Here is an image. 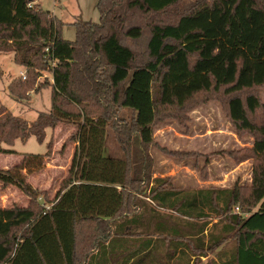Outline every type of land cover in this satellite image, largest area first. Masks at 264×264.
<instances>
[{"label":"trees","instance_id":"1","mask_svg":"<svg viewBox=\"0 0 264 264\" xmlns=\"http://www.w3.org/2000/svg\"><path fill=\"white\" fill-rule=\"evenodd\" d=\"M35 2L0 0V53L25 70L9 94L27 102L50 88V109L28 122L0 102V154L44 143L59 124L75 127L76 149L48 204L26 181L47 151L0 170L30 200L0 207V264H196L214 251L203 264H264V104L253 94L264 86V0H97V22L68 24L73 40ZM42 71L51 80L37 86ZM210 101L252 139L230 155L251 161L249 186L173 189L152 177V149L200 156L159 146L154 128L187 131L188 113ZM109 135L118 157L104 154Z\"/></svg>","mask_w":264,"mask_h":264},{"label":"rangeland","instance_id":"2","mask_svg":"<svg viewBox=\"0 0 264 264\" xmlns=\"http://www.w3.org/2000/svg\"><path fill=\"white\" fill-rule=\"evenodd\" d=\"M96 2L97 0H37L35 3L51 16L54 15L65 22L61 28V36L73 40L74 30L68 24L77 16L97 22ZM21 73H25V70L14 63L12 53H0V102L12 115L33 122L39 112H47L50 109L51 90L44 88L39 92H32L27 102L16 101L9 94L7 87L13 79L20 77ZM50 80V73L42 71L36 78V85H44ZM253 94H256L264 104V86L255 88ZM188 115L190 122L187 131L176 123L167 121L154 128L153 138L161 147L196 153L200 156L174 160L157 149H152L150 151L154 160L152 177L168 179L173 189L230 188L236 182L241 186H249L251 161L236 163L230 155L251 147V137L236 136L218 102L210 101L200 105L192 109ZM74 131L73 125L59 124L54 129L46 131L42 144L37 143L33 137L25 143L14 141L6 148H11L16 154H0V170L14 167L24 154H44L47 151V157L42 160L41 167L33 168L27 173L26 181L32 188L44 193V201L48 204L68 176L76 149V143L70 140ZM182 132L185 134L190 132L189 137L182 136ZM105 146L107 149H104L105 155L108 153L116 157L121 155L110 135ZM202 169L206 174L205 179L201 178ZM145 193L146 191L141 195ZM29 202L30 200L16 187L0 183V207H27ZM214 252L208 253L196 264L206 263L208 259L214 257Z\"/></svg>","mask_w":264,"mask_h":264},{"label":"crops","instance_id":"3","mask_svg":"<svg viewBox=\"0 0 264 264\" xmlns=\"http://www.w3.org/2000/svg\"><path fill=\"white\" fill-rule=\"evenodd\" d=\"M36 1H37V0H36ZM53 16H54V15H53ZM55 17H56V16H55ZM56 18H57V17H56ZM58 19H59V18H58ZM61 21H62V20H61ZM62 22H63V21H62ZM64 23H65V22H64ZM181 135L184 136V137H189L190 132H188V133H186V134H185L184 132H182ZM250 170H251V169H250Z\"/></svg>","mask_w":264,"mask_h":264},{"label":"built area","instance_id":"4","mask_svg":"<svg viewBox=\"0 0 264 264\" xmlns=\"http://www.w3.org/2000/svg\"><path fill=\"white\" fill-rule=\"evenodd\" d=\"M20 76L22 77V79H24V78H25V75H24V73H21V74H20Z\"/></svg>","mask_w":264,"mask_h":264}]
</instances>
